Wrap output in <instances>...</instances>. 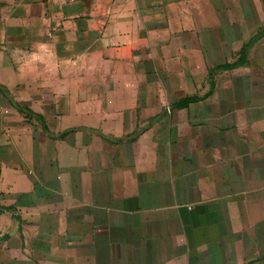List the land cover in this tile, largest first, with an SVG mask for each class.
Returning <instances> with one entry per match:
<instances>
[{
	"label": "crops",
	"instance_id": "0c3cea01",
	"mask_svg": "<svg viewBox=\"0 0 264 264\" xmlns=\"http://www.w3.org/2000/svg\"><path fill=\"white\" fill-rule=\"evenodd\" d=\"M0 264H264V0H0Z\"/></svg>",
	"mask_w": 264,
	"mask_h": 264
}]
</instances>
